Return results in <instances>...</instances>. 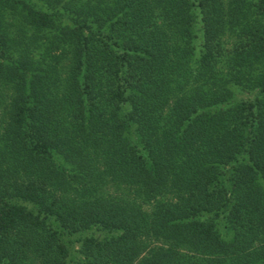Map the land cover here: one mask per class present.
Returning <instances> with one entry per match:
<instances>
[{
  "label": "trees",
  "instance_id": "trees-1",
  "mask_svg": "<svg viewBox=\"0 0 264 264\" xmlns=\"http://www.w3.org/2000/svg\"><path fill=\"white\" fill-rule=\"evenodd\" d=\"M0 264H264V0H0Z\"/></svg>",
  "mask_w": 264,
  "mask_h": 264
}]
</instances>
